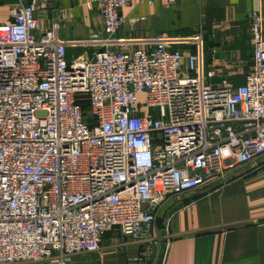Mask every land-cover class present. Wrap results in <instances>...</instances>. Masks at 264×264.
<instances>
[{
    "label": "built area",
    "instance_id": "1",
    "mask_svg": "<svg viewBox=\"0 0 264 264\" xmlns=\"http://www.w3.org/2000/svg\"><path fill=\"white\" fill-rule=\"evenodd\" d=\"M49 1H20L0 23V264H66L116 229L141 246L136 264H154L171 241V218L153 231L168 195L225 183L264 155L263 17L248 16L254 69L216 85L202 37L111 48L132 0H94L103 30L71 43L95 53L69 59L70 42L37 16ZM182 41L198 51L173 48Z\"/></svg>",
    "mask_w": 264,
    "mask_h": 264
},
{
    "label": "crops",
    "instance_id": "2",
    "mask_svg": "<svg viewBox=\"0 0 264 264\" xmlns=\"http://www.w3.org/2000/svg\"><path fill=\"white\" fill-rule=\"evenodd\" d=\"M22 1L0 0V23L13 22L12 11ZM101 6L94 0H50L37 10L42 30L55 25L59 37L70 42L69 59L91 58L95 48L72 41L86 40L104 28ZM263 17L264 0H132L120 10L123 24L115 35L123 40L116 50L152 48L168 33L177 39L202 37L204 70L218 84L227 78L243 84L254 69V46L248 16ZM174 49L197 52L198 46L184 41ZM171 218L169 244L158 246L154 264H264V155L237 167L225 183L216 179L196 189L170 194L157 210L153 231L163 234ZM141 246L119 230L109 231L97 252H82L65 258L66 264H136ZM59 264L55 254L43 263Z\"/></svg>",
    "mask_w": 264,
    "mask_h": 264
}]
</instances>
